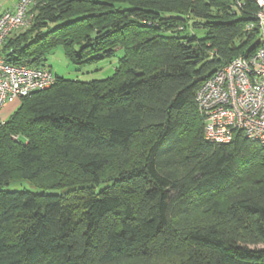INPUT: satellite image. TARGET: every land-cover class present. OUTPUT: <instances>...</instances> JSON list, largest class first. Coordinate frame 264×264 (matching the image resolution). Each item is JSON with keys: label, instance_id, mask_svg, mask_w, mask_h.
I'll return each instance as SVG.
<instances>
[{"label": "trees", "instance_id": "1", "mask_svg": "<svg viewBox=\"0 0 264 264\" xmlns=\"http://www.w3.org/2000/svg\"><path fill=\"white\" fill-rule=\"evenodd\" d=\"M233 1L30 8L29 27L2 46L9 62L45 66L58 47L80 66L122 56L105 79L55 74L49 89L23 99L44 95L17 100L0 125V264H264V147L241 133L207 142L195 101L207 78L255 50L257 31L245 27L257 7L244 0L233 12ZM143 133L144 154L100 184L106 168L128 166ZM52 161L91 181L65 193L40 189ZM14 179L36 189H11Z\"/></svg>", "mask_w": 264, "mask_h": 264}, {"label": "built area", "instance_id": "2", "mask_svg": "<svg viewBox=\"0 0 264 264\" xmlns=\"http://www.w3.org/2000/svg\"><path fill=\"white\" fill-rule=\"evenodd\" d=\"M40 0H19L12 11L0 15V111L14 101L49 89L54 73L46 66L29 67L9 62L1 52L7 37L29 27V10ZM255 21L245 31H257L254 52L241 54L207 78L195 94L203 119V136L211 144H228L241 133L264 147V0H253ZM233 12H240L244 0H234ZM256 41V40H255ZM4 121L0 119V125Z\"/></svg>", "mask_w": 264, "mask_h": 264}, {"label": "rangeland", "instance_id": "3", "mask_svg": "<svg viewBox=\"0 0 264 264\" xmlns=\"http://www.w3.org/2000/svg\"><path fill=\"white\" fill-rule=\"evenodd\" d=\"M22 32L26 31V29L20 30ZM19 31V32H20ZM18 32V31H17ZM195 34L198 35V37L203 36V32L197 31ZM122 56V51H117L112 57L105 58L100 61H96L91 64L87 65H75L71 63L67 57L64 55L63 50L61 47L55 48L52 52L46 55V64L45 66L48 67L54 75L57 74L58 76L64 77L66 79L71 80H80V81H90L95 79H105L112 75L114 72L115 67L118 65V59ZM140 70L145 71V63L140 64ZM44 94H38L35 96H32L28 99V101L25 103L26 99L22 102H24L26 105L28 103H31L32 101H35L37 97ZM14 105L18 106V102L16 101ZM12 114V113H11ZM10 114V115H11ZM10 115L7 117V119L10 117ZM1 133V132H0ZM10 139L17 142L22 143L21 141L25 142L26 139L23 136H20V134H11L9 135ZM145 152V133L137 136L136 142L134 146L131 148L129 155H128V166L122 167L118 164H113L110 167L106 168L104 172L101 174V183L102 180L104 183L108 182L109 179L114 177L119 170L126 169L130 165L134 164L138 161V159L144 154ZM45 165H48V167L51 170V173L43 176L41 180H39L36 184L40 187V189L44 190H56L60 192H67L71 190H77L81 187H84L91 181V179L88 176H83L81 178L77 177L74 179V172L66 167L65 165L61 164L58 161H52L50 163H46ZM11 189H19V188H27L28 190L36 189L33 183L29 181H24L21 179H14L10 185ZM70 192L69 197H71V201H76L74 193ZM79 196V194H77Z\"/></svg>", "mask_w": 264, "mask_h": 264}, {"label": "crops", "instance_id": "4", "mask_svg": "<svg viewBox=\"0 0 264 264\" xmlns=\"http://www.w3.org/2000/svg\"><path fill=\"white\" fill-rule=\"evenodd\" d=\"M19 0H0V15L5 11H12ZM17 106L8 104L0 111V119L2 121L7 120V117L15 110Z\"/></svg>", "mask_w": 264, "mask_h": 264}, {"label": "water", "instance_id": "5", "mask_svg": "<svg viewBox=\"0 0 264 264\" xmlns=\"http://www.w3.org/2000/svg\"><path fill=\"white\" fill-rule=\"evenodd\" d=\"M257 41H258V39H256L255 43H256ZM255 43H254V44H255ZM253 46H254V45H253ZM253 46H251L250 48H252Z\"/></svg>", "mask_w": 264, "mask_h": 264}]
</instances>
